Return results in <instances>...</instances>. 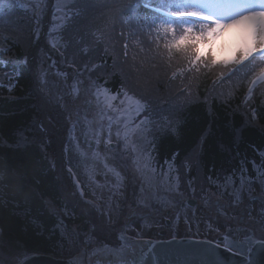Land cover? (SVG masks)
Masks as SVG:
<instances>
[{
	"label": "trees",
	"instance_id": "16d2710c",
	"mask_svg": "<svg viewBox=\"0 0 264 264\" xmlns=\"http://www.w3.org/2000/svg\"><path fill=\"white\" fill-rule=\"evenodd\" d=\"M27 1L0 0V35L8 38L0 44V264H16L34 253L74 256L66 254L64 235L73 226L80 234L97 236V214L65 177L62 162L68 160L62 157L59 166L52 160L55 145L48 143L50 136L40 126L36 77L27 62L38 22L35 4ZM136 2L72 0L66 6L65 24L54 31L56 48L69 64L77 62V69L90 74L111 94L119 96L126 89L151 105L155 110V122L148 126L152 161L160 169L170 164L189 194L198 191L195 196L201 198L207 193L222 195L230 187L242 186V180L252 184L264 179V95L256 89L250 107L244 103L245 81L264 68V57L256 56L230 80L217 84L213 80L225 69L202 68L192 80V98L180 95L179 80L153 79L148 70L150 54L141 50L142 45L129 43L128 57L123 55L124 40L119 33L128 32L129 25L138 26L127 12V6ZM164 2L183 4V0ZM115 11L128 24L111 21L115 26L103 39L98 30L110 23ZM144 12L141 7L138 14ZM173 20L177 38L193 23L191 18ZM93 64L98 67L89 72ZM251 108L256 109L255 120ZM61 149L63 154V145Z\"/></svg>",
	"mask_w": 264,
	"mask_h": 264
},
{
	"label": "rangeland",
	"instance_id": "374dc122",
	"mask_svg": "<svg viewBox=\"0 0 264 264\" xmlns=\"http://www.w3.org/2000/svg\"><path fill=\"white\" fill-rule=\"evenodd\" d=\"M31 1L36 6L38 26L27 62L36 77L40 126L50 136L48 143L55 145L52 160L58 166L62 157L68 160L62 162L65 177L97 214V236L93 239L91 233L80 234L75 226L65 230L66 254L90 264H127L136 261L153 240L193 237L223 245L228 236L239 242L232 250L240 253L253 242L264 240V179L230 187L222 195L207 193L201 198L195 196L198 191L195 195L186 192L176 171L154 165L149 128L137 129L125 140L123 121L127 117L108 108L103 97L98 99L92 76L77 69V62L69 64L56 48L53 34L65 24L66 6L72 0ZM58 7L62 10L57 11ZM236 40L233 33L224 43L219 41L218 54L228 56ZM124 91L138 100L129 90ZM122 99L119 95L111 103L120 109ZM108 117L113 118L111 145L106 142ZM188 200L195 202L189 204Z\"/></svg>",
	"mask_w": 264,
	"mask_h": 264
},
{
	"label": "snow or ice",
	"instance_id": "6c2138e0",
	"mask_svg": "<svg viewBox=\"0 0 264 264\" xmlns=\"http://www.w3.org/2000/svg\"><path fill=\"white\" fill-rule=\"evenodd\" d=\"M154 2L155 0H142V2L137 0L136 3L127 6V12L132 14L129 19H136L138 26L132 28L129 25L128 32L121 31L119 33L124 40L123 55L125 58L128 57L129 43L134 42L136 45H142L141 50H146L150 54L148 70L153 73V79L159 80L163 77L171 81L179 80L181 86L177 91L180 95L192 98V80L199 76L202 68L206 71H212L215 66L225 69L219 72L217 80H213V84H217L220 80H230L232 75L246 65V62L251 63L257 55L264 57V0H183L182 6L165 3L164 0H159L158 4L153 6ZM141 7L145 9V12L138 14ZM172 7H177V10L164 11V9ZM61 10V7L57 8V11ZM65 18H67V14H65ZM173 18H177V20L191 18L193 23H189L183 34L177 38ZM115 20H119L123 25L128 24V21L123 19L122 13L113 12L110 23L104 29L98 30L101 32V38H108L110 35L108 29L115 26L111 21ZM193 25L201 26V30L195 31ZM233 33L237 37L235 46L230 50L228 56L221 57L217 52L216 44L221 41V38H227ZM6 39L8 38L0 35V44ZM221 49H223V44H221ZM2 54L3 50H0V55ZM84 67L88 69V65ZM96 67L98 66L93 64L88 71L91 72ZM185 79L188 80L187 84ZM245 83L247 94L244 103L250 107L249 102L254 90L259 89L260 93L264 95V68L258 72H252ZM93 88L96 97L98 99L103 97L108 108L113 111L119 110L121 115L127 117L123 121V138L125 140L129 139L137 129L146 130L149 125L155 122V110L151 105L134 100L127 91L119 93L124 99L120 100V105L123 107L117 109L111 103L117 99V95H111L109 89L102 85L93 84ZM85 91L87 92L89 89H85ZM256 115V109L251 108L253 120ZM136 118L139 120L134 124ZM112 119V117H108L109 139L106 142L109 145L113 143L111 139ZM116 135L120 137L121 134L118 131ZM96 143L99 144L100 140L97 139ZM169 169H171L170 164ZM241 183L243 186V180ZM81 195H83L82 190ZM235 195L239 200L238 192ZM185 223H188L187 217H185ZM224 241L223 247L228 251H232L239 245V242L229 240L228 236L224 237ZM70 264H74V262H70ZM128 264L131 262L129 261Z\"/></svg>",
	"mask_w": 264,
	"mask_h": 264
},
{
	"label": "water",
	"instance_id": "95a60500",
	"mask_svg": "<svg viewBox=\"0 0 264 264\" xmlns=\"http://www.w3.org/2000/svg\"><path fill=\"white\" fill-rule=\"evenodd\" d=\"M194 202L188 200L189 204ZM70 262L90 264L78 261L74 257L61 258L47 253L30 254L16 264H70ZM131 264H264V240L253 242L245 253L228 251L223 245L208 239L182 237L153 240Z\"/></svg>",
	"mask_w": 264,
	"mask_h": 264
},
{
	"label": "bare ground",
	"instance_id": "6f19581e",
	"mask_svg": "<svg viewBox=\"0 0 264 264\" xmlns=\"http://www.w3.org/2000/svg\"><path fill=\"white\" fill-rule=\"evenodd\" d=\"M227 40V38H221V43H224V41H226ZM233 43H235V42H233Z\"/></svg>",
	"mask_w": 264,
	"mask_h": 264
}]
</instances>
